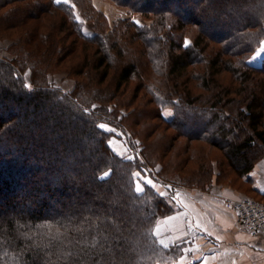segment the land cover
<instances>
[{
    "label": "trees",
    "instance_id": "1",
    "mask_svg": "<svg viewBox=\"0 0 264 264\" xmlns=\"http://www.w3.org/2000/svg\"><path fill=\"white\" fill-rule=\"evenodd\" d=\"M111 1L131 14L112 26L92 0H0V40L11 41L13 55L0 57V264H171L179 257L182 242L164 246L154 232L175 208L141 177L152 176V145L121 112L139 89L149 97L137 112L142 118L190 140L220 135L210 143L243 183L264 154V62L249 61L264 40V0ZM59 70L74 77L72 90L49 81ZM224 71L232 75L228 86L218 83ZM191 74L205 94L191 92ZM132 80L136 96L123 101ZM166 107H174L170 120L161 115ZM100 123L122 133L127 154L110 147L112 134ZM201 160L195 181L158 176L200 190L223 184L226 173L220 177L214 165L205 180L209 166Z\"/></svg>",
    "mask_w": 264,
    "mask_h": 264
},
{
    "label": "rangeland",
    "instance_id": "2",
    "mask_svg": "<svg viewBox=\"0 0 264 264\" xmlns=\"http://www.w3.org/2000/svg\"><path fill=\"white\" fill-rule=\"evenodd\" d=\"M92 2L98 10H101L107 16L109 25L111 26L114 24V22L117 19L128 18L129 16H131L127 8L119 7L111 0H92ZM76 15L78 19L82 20V16L78 11H76ZM132 19L136 23L139 22L138 24L147 25L151 22L150 20H146L138 16H133ZM83 29L88 34L92 33L91 23L84 22ZM10 42L11 41L8 39L0 40V57L1 58L9 59L13 57V55L7 49L10 45ZM259 50H260V47L256 49V51L253 53V55L250 58H254L257 55V53H259V55L264 54V52H262L261 50L259 51ZM199 68H200L199 65H195L194 68H192V70H195L196 73H198L196 69H199ZM24 75L27 76L28 72H25ZM191 76L192 78L190 81H188V84H187L191 88V92L194 95L202 94V93L205 94L206 92L202 91V88L199 85V82L197 81V79L194 80L193 74H191ZM48 78L52 84L58 87H61L63 90H66V91L72 90L75 84L74 77L69 76L65 71H62V70L54 71L53 73H50ZM135 82H136L135 80H132V82L129 84L130 86L128 87V90L126 92H123L122 95H120L119 97L120 99H122L123 101L124 99L129 101L132 96L133 97L136 96V95H133L135 94V92H133V89L136 86ZM220 82L224 86H228L229 84H232L233 79H232L231 73L226 72V71L222 72L221 76H219L218 83L220 84ZM146 98L148 99L149 97L145 95L143 90L139 89L137 91V98L134 97L128 105L121 106V112L123 111L125 114H128L127 116V119L129 120L128 127H130L131 130L136 131L135 135L141 138L144 142L150 143L152 145V148L149 149V152L152 155L151 159L152 161H154L153 169H152V172H153L152 176H150V174L148 175L147 173L141 176L143 177V181L146 178L153 179L155 183V188L149 185L151 187V190L153 189L155 191L158 190L159 192H165L167 204L170 205L171 207L173 206L176 210L177 206H179V204L182 203V200L185 199L186 197L188 199L190 194H193V196H195L196 193L205 191L208 188L205 190H200V188H192V187L184 186L182 184H173L172 182H169V179H174L176 181L180 180V183H181V180L182 182L184 180L185 181H195L196 178L200 176L201 172H203V169L201 167V164H203L201 158L204 159L206 157L209 169L206 170V175H204L205 180L207 179V181H209L208 177L214 165L213 170L215 173H219L220 177L222 176V174L226 173V176L223 178L224 183L220 185H224V187H229L233 190H236L242 193L244 196H241V197H247V198L255 200L256 202L264 204V154H261L259 157L256 156L257 160H255L253 169L249 173H247L245 176H243L244 177L243 179L246 181V183H243L241 181L242 180L241 177L236 176L235 170H233L232 168H228V164L226 162L224 154L217 148H214L212 144L210 143L211 142L210 140H213V139L216 141H220L221 140L220 135L213 136V134L211 135V133H207L208 135L204 136L206 137L205 141L204 140H190V139H187V137L178 136V134L175 133L172 128L168 127L166 124L160 123L158 119H152L146 116L142 118V116H140L137 113L139 109L144 108V103H145ZM149 104L150 105H146V106L151 108L150 106H153V105L152 103H149ZM165 113H171V115H165ZM161 115L163 116V118L170 120L172 117H174V107L173 108L172 107L162 108ZM189 115L192 116L191 113H189ZM136 119H138V121ZM202 121L203 120L199 118V122L201 124H202ZM125 122H126V125H128L126 120ZM106 125H108V127L110 128L115 129L113 126L109 124H106ZM189 125L190 123L188 122L187 123L188 129L196 131V128H193L192 126H189ZM151 126H155L157 130L154 133H152V135L149 137L148 134L151 133L149 132V128L151 129ZM129 132L132 133L131 131ZM111 134L112 135L110 139L108 140L110 147L119 155L127 154L128 148H127L125 137L122 135V133L115 129V131L111 132ZM170 136L171 138L173 137L175 138L172 141L171 150L168 152V154L166 152L164 155L162 154L163 152L162 149H163V146L167 145V142H168L167 139H170ZM137 137H135L134 135L131 136V140L134 144L137 143L138 141ZM161 172L164 173L165 175L164 177H168L169 179H164V178L159 177L158 174L159 173L161 174ZM64 173H66V171ZM159 178L162 181H164L162 185L157 181ZM210 179H213L211 175H210ZM141 181L140 179L137 180V187L142 186ZM261 182L263 183V185H261V189H260ZM169 188L171 189V194L168 193L170 190ZM69 192H71V190ZM259 193L262 195L259 196ZM195 198L198 199V196L196 195ZM228 199L235 201L237 198L232 197ZM65 209L70 211L68 207H66ZM164 218L167 220H165ZM162 220H165V221L170 220L169 222L170 228H173L174 224H178V221H179L177 219L176 211L175 213L172 212L171 214L164 216ZM154 232H155V235L157 236L156 225L154 226ZM178 232L179 230L176 231V234L178 236L176 238L177 241H173V242L170 241V244L181 241L182 249L181 251L179 250V254H180L179 257L175 261H173V263L171 264H193L195 260L198 258V256L201 255V252L199 251V249L196 247V244H195V239L193 235L195 234V231L192 230V233L190 235L184 236L185 238L182 237L183 235L178 234ZM172 235H173V231L170 236ZM162 236L163 237L161 238L157 237V239L160 244L167 246L165 244H167L168 237L164 239L165 237L164 234Z\"/></svg>",
    "mask_w": 264,
    "mask_h": 264
},
{
    "label": "crops",
    "instance_id": "3",
    "mask_svg": "<svg viewBox=\"0 0 264 264\" xmlns=\"http://www.w3.org/2000/svg\"><path fill=\"white\" fill-rule=\"evenodd\" d=\"M259 47L264 52V40ZM249 61L260 64L264 62V54ZM261 185L262 182L260 189ZM196 195L190 194L189 201L184 196L186 198L177 206L175 211L179 221L173 228H170V220L165 221V218L157 222L158 238L164 234V239L168 237L165 245H169L170 241H177L176 231L184 237L194 230L195 244L201 255L193 264H264V237H253L237 225L234 212L224 205L226 199L239 198L243 194L215 184ZM172 231L175 236H170Z\"/></svg>",
    "mask_w": 264,
    "mask_h": 264
},
{
    "label": "built area",
    "instance_id": "4",
    "mask_svg": "<svg viewBox=\"0 0 264 264\" xmlns=\"http://www.w3.org/2000/svg\"><path fill=\"white\" fill-rule=\"evenodd\" d=\"M224 204L234 212L236 223L253 237H264V204L247 197L235 201L226 199Z\"/></svg>",
    "mask_w": 264,
    "mask_h": 264
},
{
    "label": "snow or ice",
    "instance_id": "5",
    "mask_svg": "<svg viewBox=\"0 0 264 264\" xmlns=\"http://www.w3.org/2000/svg\"><path fill=\"white\" fill-rule=\"evenodd\" d=\"M68 2H69V0H56V3H58V4L59 3H68ZM185 43L188 44V43H190V41H187L186 40ZM257 55H259V53H257ZM26 87H28V86L26 85ZM165 115H171V113H165ZM98 127L100 129H103V130L107 131V132H114L115 131V129L108 127V125H106L104 123H100L98 125ZM135 175L137 177H139L141 175V173L137 172V173H135ZM144 183L147 184V185H151L153 188H155V183H154L153 179H151V178H146L144 180ZM136 191L137 192H141V191H143V189L140 188V187H137L136 188ZM158 195L160 197H165L166 196V193L165 192H158ZM41 227H48V226L47 225H42ZM56 235H57V237L60 235L59 232H58V230H57ZM98 243H99V241H94L93 242V247L95 248ZM64 255H65V258H66L68 255H72V253H65ZM97 264H105V262L103 260H101V261H97Z\"/></svg>",
    "mask_w": 264,
    "mask_h": 264
}]
</instances>
